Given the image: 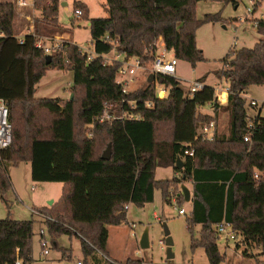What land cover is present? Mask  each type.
<instances>
[{
    "label": "trees",
    "instance_id": "obj_1",
    "mask_svg": "<svg viewBox=\"0 0 264 264\" xmlns=\"http://www.w3.org/2000/svg\"><path fill=\"white\" fill-rule=\"evenodd\" d=\"M202 1L238 5L237 0H106L109 16L90 18L88 7L76 2L74 9L83 12L80 19L89 22L97 57L89 61L79 46L65 43L50 55L49 64L48 55L36 48L38 24L35 35H25L21 44L14 33V4L0 2V100L6 102L13 127L11 146L0 151V194L4 200L12 188L9 168L21 163L31 164L34 182L62 184L60 199L36 210L51 218L42 224L56 247L62 235L81 241L83 264H143L108 256V227L128 224L127 206L152 204L156 192L168 202L174 191L177 203H185L181 187L186 183L193 186L187 228L201 227L199 237L192 239L193 251L203 249L210 264H223L215 227L226 222L240 239L237 249L244 245V255L253 257L249 249L254 247L264 256V117H250L251 108L240 97L253 86H264V20L256 22L262 39L253 48L231 50L215 73L231 93L227 106H213V115L199 111L214 99L215 88L206 84L207 77L199 79L206 86L194 96L178 79L163 76L157 77L168 89L163 100L157 98L154 83L124 95L116 84L119 64L104 65L101 58L114 50L116 41L117 52L148 63L162 39L178 61L196 68L206 61L197 46L198 28L226 22L218 15L198 21L195 6ZM49 2L41 8L43 20L59 34L66 33L58 20L59 0ZM50 69L73 73V98H36L37 86ZM132 101L141 105L132 109ZM145 102L154 108L145 110ZM106 110L116 117L130 112L141 119L101 122ZM220 110L229 116L228 135L216 131L212 141L195 140L201 123L219 122ZM109 144L111 159L103 160L100 153ZM188 144H193V157L184 156ZM178 158L184 161L182 170L177 169ZM159 168H171L181 179L157 180ZM34 226L33 218L0 220V264H13L17 256L24 264L33 261ZM63 251L70 259L71 249Z\"/></svg>",
    "mask_w": 264,
    "mask_h": 264
},
{
    "label": "rangeland",
    "instance_id": "obj_2",
    "mask_svg": "<svg viewBox=\"0 0 264 264\" xmlns=\"http://www.w3.org/2000/svg\"><path fill=\"white\" fill-rule=\"evenodd\" d=\"M25 1L28 7L19 8L18 2ZM50 0H39L35 6V0H0V2H12L16 11L14 21V33L19 38L28 35L30 27L39 26L37 40L43 41L45 45H51L54 41H59L60 50L65 42L64 38L69 37L75 41L83 51L93 52V44L89 22L74 16V5L77 2H85L91 8V17L106 18L108 11L105 9L106 0H59V24L66 29V33L59 34L55 30L54 24L51 27L48 21L43 20L42 6L49 4ZM251 1L253 3H251ZM238 5L233 3H224L216 1H202L196 4L195 13L198 21H203L207 15H218L222 20L202 24L196 34L197 46L203 51L205 62L199 63L193 68L189 63L179 61L177 67V79L185 89L189 90L191 83L207 77L206 84L213 88L221 85H228L225 80H219L215 73L223 67V61L231 50L242 48H253L262 37L258 34L256 22L264 20V0H237ZM67 3L68 6H63ZM252 9L253 14L248 10ZM73 20V25L71 23ZM55 30V34L48 31ZM73 43V42H72ZM163 40H157L156 44L161 49ZM56 50V51H58ZM117 54L112 52L111 56ZM151 61L147 63V66ZM147 79L141 75L135 84H132L131 90L145 88ZM73 85V73L50 69L46 77L37 86L35 96L39 99L61 98L69 100L74 94L69 86ZM246 98L255 99L259 102L258 108L248 110L251 117L261 115L264 117V86H253L246 91ZM202 114H214L212 105H206L200 108ZM219 135L227 136L229 128V116L227 112L219 111ZM106 148L100 153L102 155ZM9 174L12 188L3 196L0 194V220L8 218L18 221L31 220L35 221L34 238L32 243L33 261L30 264H79L84 257L81 250V241L77 237L62 235L57 240V246L51 241L48 233L46 237L50 243V254L47 257L42 256L40 246V231L44 228L43 221L33 215L31 210L41 207H51L48 202L55 199L60 183H37L32 180L31 168L26 163H21L17 167H10ZM174 171L159 169L157 174L158 180L172 179ZM176 178L181 179L178 175ZM187 185V183L185 184ZM189 185V184H188ZM191 185V184H190ZM181 187V186H180ZM32 188L34 190L32 191ZM176 190L179 188L175 187ZM193 191V190H192ZM179 193V192H178ZM174 195H177L173 191ZM180 196V194H178ZM171 195H169V198ZM184 209L187 216H179L178 211ZM190 205L180 203L171 205V202H165L160 192L155 193V201L143 208L129 205L127 211L128 222L122 226L110 228L109 249L111 257L116 261L125 263L127 259L141 260L143 264H210L203 249L192 250V239L199 237L200 227L196 226L192 231L187 228V220L190 218ZM135 224L133 229L131 226ZM167 229L170 237L174 242L172 254L174 258L168 259V247L166 246V236L164 230ZM145 232H148L150 246L141 247V239ZM133 234H136L135 237ZM238 240L226 243L223 239H218V245L222 254H225L223 264H264V256L259 255L260 250L250 248L253 257L244 255L246 247L241 246L237 249ZM71 249V258L66 259L63 256V250Z\"/></svg>",
    "mask_w": 264,
    "mask_h": 264
},
{
    "label": "built area",
    "instance_id": "obj_3",
    "mask_svg": "<svg viewBox=\"0 0 264 264\" xmlns=\"http://www.w3.org/2000/svg\"><path fill=\"white\" fill-rule=\"evenodd\" d=\"M251 3H253L251 1ZM19 8L28 7V4L25 1L18 2ZM249 14H253V10H248ZM83 15V12L81 9L74 11V16L76 18H81ZM29 34H34V27H30L28 30ZM4 36L3 33L0 32V37ZM37 38V37H36ZM20 43L22 44L24 42V37L19 38ZM105 41H109V37L107 36ZM51 45H45L43 41H40V38H38L36 42V48L43 50V52L47 55H51L53 52L58 50L60 48L59 41H54L52 43V39H50ZM114 46V51L117 53L115 56H111L112 52L106 55H103L101 58L103 59L104 65H112L113 63L119 64V69L116 74V84L119 85L122 88V92L124 95L129 94L130 92L134 91L131 90L130 87L132 84H135L139 77L141 75H144V77L147 79L148 85V79L151 75H154L155 81L153 82L156 85V96L159 100H163L168 96V89L161 84L157 83V77L163 76V77H173L177 79V67H178V59L176 58L175 52L173 50L166 49L164 42L162 43L161 49L159 50V47L156 44V53L154 55L153 60L151 61V64L149 67L147 66V63L143 62L140 58L137 57H131L127 56L124 53H119L116 51L117 42H112ZM82 53L88 55V60H92L97 55L95 54L94 50L93 52L89 51H83ZM206 84L200 82L199 80L191 83V86L189 88L190 93L192 96L197 94L198 92H201L205 89ZM230 88L229 85H221L218 88H215L214 92V99L213 102L210 104L212 107L214 105H218L219 107L227 106L229 103V97H230ZM242 99H244L247 104L250 106V108H258L259 102L255 99H247L246 93H242L240 95ZM129 106L132 109H137L141 104L138 101H132L128 103ZM264 106V103L262 104ZM143 108L145 110H152L154 108V104L152 102H145L143 103ZM111 109V108H110ZM110 111L106 110L105 115L103 116L101 122L105 120H115V119H137L140 120V115H134V113L130 112H124L122 113L120 117H116L113 114L110 115ZM250 116V115H249ZM251 117V116H250ZM252 127V125L250 126ZM216 131H218V123L212 121L209 123H201L198 127L195 140H202V141H212L215 137ZM12 132L13 127L9 120V109L6 105V102L4 100H0V151L5 150L9 148L12 144ZM245 142L250 141V136H246L244 139ZM194 149L193 144L186 145V149L184 150V156L193 157L194 156ZM181 159V158H180ZM255 178L258 180V182L262 181L263 177H260L258 174L255 175ZM34 188H32V191ZM177 195L171 194V197L168 198V201L171 202V205L176 204L177 205ZM129 206H127V209ZM33 215L37 216L41 219V221L45 220H51V218L41 214L37 210H31ZM179 216H187V212L184 209H181L178 211ZM52 221V220H51ZM133 229L135 228V224L131 226ZM216 234L218 239H223L226 243H229L231 241H237L238 236L237 233L233 230L232 226L226 222H223L215 227ZM46 229H42L40 231V246L42 248V256L47 257L50 254V243L46 237ZM13 264H24V262L20 259L19 256L15 259ZM79 264H82L79 262Z\"/></svg>",
    "mask_w": 264,
    "mask_h": 264
},
{
    "label": "water",
    "instance_id": "obj_4",
    "mask_svg": "<svg viewBox=\"0 0 264 264\" xmlns=\"http://www.w3.org/2000/svg\"><path fill=\"white\" fill-rule=\"evenodd\" d=\"M51 59L52 58L50 55H48L46 57L47 64H49L51 62ZM154 81H155V77H154V75H151L148 79V83L152 84ZM111 156H112V146H111V144H109L107 149L105 150V152L102 154V159L103 160H110ZM183 168H184V161L182 159L178 158L177 169L182 170ZM181 191H182V194L184 196L185 202H188V203L191 202L190 191L188 190V188L185 185H183L181 187ZM164 234L166 236L165 243H166V246L168 247V259H172V258H174V255L172 254V247L174 246V242H173L172 238L170 237V233L167 229L164 230ZM140 244H141L142 248H148L150 246L148 232L144 233Z\"/></svg>",
    "mask_w": 264,
    "mask_h": 264
},
{
    "label": "crops",
    "instance_id": "obj_5",
    "mask_svg": "<svg viewBox=\"0 0 264 264\" xmlns=\"http://www.w3.org/2000/svg\"><path fill=\"white\" fill-rule=\"evenodd\" d=\"M77 2V1H76ZM82 3H84L87 7H88V9H89V15H90V18H93V17H91V8H90V6L87 4V3H85V2H82ZM63 6H68V4L67 3H64L63 4ZM104 6H105V9L108 11V15L107 16H109V9H108V7H107V5H106V2H105V4H104ZM107 18V17H106ZM18 37V36H17ZM24 37V36H23ZM65 39V42H67V43H71V44H75V45H77V43H75V41H72L71 42V39L69 38V37H67V38H64ZM78 46V45H77ZM47 74H48V72H47ZM47 74H46V76H47ZM45 76V77H46ZM42 81V80H41ZM41 83V82H40ZM71 85L72 84H70L69 83V86L71 87ZM204 115H210V114H204ZM219 123V122H218ZM218 129H219V127H218ZM219 131V130H218ZM27 165H29L30 166V168H31V164L30 163H26ZM159 169H161V168H159ZM159 169H157L156 170V179H157V174H158V170ZM163 170H172L173 171V169H163ZM176 176H178V174H175V172H174V177H176ZM173 177V178H174ZM172 178V179H173ZM172 179H163V180H172ZM158 180V179H157ZM187 188H188V190L190 191V194H191V202H185V204L187 203V204H189L190 205V214H191V212H192V208H193V205H192V198H193V191H192V189H193V186L192 185H185ZM62 189H63V185L61 184V186H60V188H59V191H58V193H57V196L55 197V199H53L52 201H50V202H48V204H51V203H53L54 201H58L59 199H60V197H61V192H62ZM160 195H161V193H160ZM163 199V198H162ZM155 201V200H154ZM42 208V207H41ZM129 209V208H128ZM127 219H128V216H127ZM128 224H129V222H128ZM111 227H114V226H110V227H108V229H109V240H110V228ZM200 227V226H199ZM201 228V227H200ZM135 237H137V235L136 234H133ZM107 254H108V256L112 259V260H115L113 257H111V252H110V249H109V241H108V247H107ZM223 255H225V254H223ZM116 261H118V260H116ZM82 264H83V261H80Z\"/></svg>",
    "mask_w": 264,
    "mask_h": 264
}]
</instances>
